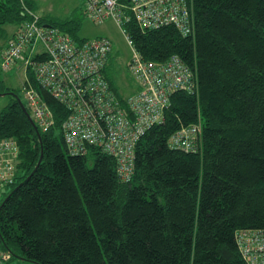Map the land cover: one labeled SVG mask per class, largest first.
Returning <instances> with one entry per match:
<instances>
[{"label":"trees","instance_id":"trees-1","mask_svg":"<svg viewBox=\"0 0 264 264\" xmlns=\"http://www.w3.org/2000/svg\"><path fill=\"white\" fill-rule=\"evenodd\" d=\"M188 4L192 32L186 37L173 26L141 31L127 25L143 61L176 56L191 73V88L171 94L163 122L135 146L130 182L117 177L116 161L97 148L68 153L61 130L67 113L36 86L30 69L28 79L54 125L41 132L7 94L0 140L14 139L18 157L13 183L0 198V242L11 261L246 264L235 234L264 231V0ZM27 18L20 0H0V39L6 36L0 52L15 33L6 26L18 28ZM48 24L84 39L77 19ZM114 59L112 53L103 75L124 102L131 94L122 95L115 82ZM4 91L10 90L0 84ZM189 125L201 127L196 149H172L170 136Z\"/></svg>","mask_w":264,"mask_h":264},{"label":"built area","instance_id":"built-area-1","mask_svg":"<svg viewBox=\"0 0 264 264\" xmlns=\"http://www.w3.org/2000/svg\"><path fill=\"white\" fill-rule=\"evenodd\" d=\"M29 19L17 28L0 52V68L9 72L20 65L30 69L34 83L67 113L61 130L67 151L85 155L89 147L99 149L116 161V175L130 182L134 150L151 127L163 122V110L171 94L189 90L190 70L176 56L166 62H147L128 36L132 23L141 31L173 26L183 37L192 32L188 0H80L86 19L95 25L113 21L125 36L132 57L128 64L136 90L119 100L103 75L113 52L111 40L95 37L77 41L59 28L42 22L20 0ZM26 107L35 126L46 132L54 115L40 92L25 80ZM124 108H127V113ZM201 127H182L169 138L172 149L194 151ZM18 145L12 138L0 140V198L13 183ZM246 264H264V231L245 230L235 234ZM12 255L1 248L0 264H11Z\"/></svg>","mask_w":264,"mask_h":264},{"label":"rangeland","instance_id":"rangeland-1","mask_svg":"<svg viewBox=\"0 0 264 264\" xmlns=\"http://www.w3.org/2000/svg\"><path fill=\"white\" fill-rule=\"evenodd\" d=\"M30 7H25L36 16L43 18L48 23H61L64 21L77 19L80 22L78 37L89 39L95 37H107L111 40L113 48V70L115 71V82L122 95L125 97L132 94L136 85L130 77L128 64L131 59V49L127 44L125 36L121 33L118 26L113 21H107L102 25H95L84 16L83 4L80 0H25ZM24 10V9H23ZM25 13V11H24ZM26 15V13H25ZM28 17V15H26ZM29 17L27 18V20ZM25 20V21H27ZM15 25L6 26V32L10 33ZM6 36L0 39L5 40ZM1 70V68H0ZM2 71V70H1ZM28 76L19 67H13L9 72L0 73V84L3 89L10 90L2 93H13L14 91L20 98L22 104L26 106L24 95L25 79ZM29 80V79H28ZM30 81V80H29ZM10 95H0V112L10 103ZM11 264H31L25 261L14 260Z\"/></svg>","mask_w":264,"mask_h":264},{"label":"water","instance_id":"water-1","mask_svg":"<svg viewBox=\"0 0 264 264\" xmlns=\"http://www.w3.org/2000/svg\"><path fill=\"white\" fill-rule=\"evenodd\" d=\"M8 94H10L11 96H13V98L19 103V105L21 106V108H22V110L24 111V113H25L26 117L28 118V120L32 123V125H34V123H33L32 119H31V117H30L29 114L26 112L25 107L23 106V104H22L21 100L19 99V97L16 96V95H13V93H8ZM0 95H7V93H0ZM40 161H41V158H40L39 162H40ZM36 169H37V167L35 168L34 172L36 171ZM34 172H33V173H34ZM28 179H29V178H28ZM28 179H26L25 182H26ZM21 185H22V184H21ZM21 185H20V186H21ZM17 189H18V188H17ZM7 199H8V198H6V199L4 200L2 206L5 204V202L7 201ZM2 206H1V207H2Z\"/></svg>","mask_w":264,"mask_h":264},{"label":"crops","instance_id":"crops-1","mask_svg":"<svg viewBox=\"0 0 264 264\" xmlns=\"http://www.w3.org/2000/svg\"><path fill=\"white\" fill-rule=\"evenodd\" d=\"M17 30V27H14V29L12 31H10V35H12L15 31ZM16 67H19L20 69L24 70L23 67H21L20 65L16 66ZM25 72V70H24ZM26 73V72H25ZM26 80V79H25Z\"/></svg>","mask_w":264,"mask_h":264}]
</instances>
